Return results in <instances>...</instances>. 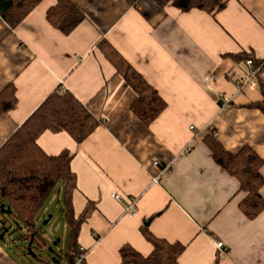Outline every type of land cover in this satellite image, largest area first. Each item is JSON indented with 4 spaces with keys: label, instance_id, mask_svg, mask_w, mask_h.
<instances>
[{
    "label": "crops",
    "instance_id": "obj_1",
    "mask_svg": "<svg viewBox=\"0 0 264 264\" xmlns=\"http://www.w3.org/2000/svg\"><path fill=\"white\" fill-rule=\"evenodd\" d=\"M57 1L42 0L15 29L0 18V92L13 84L17 98L14 109L0 110V147L58 87L101 123L81 144L66 133L38 139L46 154L72 156L74 218L94 208L77 236L86 264H121L124 245L147 257L153 247L143 228L185 247L178 264H264V210L252 220L243 215L246 194L202 141L211 130L227 151L249 146L264 160V116L248 107L262 100L257 83L237 92L249 69L228 57L264 59V0H219L224 7L214 15L153 0H70L84 20L67 36L46 20ZM102 41L166 103L150 125L131 111L135 94ZM260 172L264 178V163ZM260 194L264 204V185ZM3 242L0 264H17Z\"/></svg>",
    "mask_w": 264,
    "mask_h": 264
},
{
    "label": "trees",
    "instance_id": "obj_2",
    "mask_svg": "<svg viewBox=\"0 0 264 264\" xmlns=\"http://www.w3.org/2000/svg\"><path fill=\"white\" fill-rule=\"evenodd\" d=\"M41 1L0 0V18L9 28L15 29ZM153 1L160 7L170 3L184 13L195 9L214 15L224 7L219 0ZM46 20L67 36L83 22L84 16L70 0H58L55 6L47 10ZM99 48L135 94L130 106L134 116L144 125L153 123L166 108L164 100L110 44L102 41ZM228 57L236 63L252 59L255 67L259 65L252 54H230ZM255 81L262 100L248 104V107L264 116L263 72L256 74ZM16 104L15 87L8 84L0 92V110L8 113ZM100 124L72 93L58 87L5 141L0 147V241H5L6 235L17 232L15 239L30 245L31 250L34 247L50 248L43 237L42 227L37 223L48 200L58 191L61 193L62 211L69 233L66 250L55 252L52 260L54 264H60V261L69 264L70 259L74 260L81 254L77 245L78 232L81 223L94 208L88 204L81 215L74 218L72 195L77 179L70 168L72 156L68 150L48 155L38 145V139L45 132L66 133L74 143L81 144ZM202 141L215 164L238 180L239 190L246 194L239 203V209L247 219H255L264 210L260 194L264 185L260 168L264 160L249 146H243L236 153L227 151L211 130L204 134ZM142 234L153 247L151 254L144 257L132 247L124 245L119 249L121 264H178V258L185 248L183 245L158 239L146 228L142 229ZM35 260L41 261L40 256L36 255Z\"/></svg>",
    "mask_w": 264,
    "mask_h": 264
},
{
    "label": "rangeland",
    "instance_id": "obj_3",
    "mask_svg": "<svg viewBox=\"0 0 264 264\" xmlns=\"http://www.w3.org/2000/svg\"><path fill=\"white\" fill-rule=\"evenodd\" d=\"M57 195L58 191L52 194L44 208L42 220H39L37 223L38 226L42 227L43 237L50 248L44 247L43 249H38L34 247L30 255L27 252V245L15 239L18 236L17 232L9 236L6 235L4 238L6 243L3 242L4 244L2 243V245L17 264H54L52 260V258L55 257L54 253H60L61 250H66V239L68 234L66 232L63 211ZM48 216H51L49 220H47ZM11 230H13V228ZM33 254L39 255L41 261L35 260V258L32 257ZM60 264L65 263L60 261Z\"/></svg>",
    "mask_w": 264,
    "mask_h": 264
},
{
    "label": "built area",
    "instance_id": "obj_4",
    "mask_svg": "<svg viewBox=\"0 0 264 264\" xmlns=\"http://www.w3.org/2000/svg\"><path fill=\"white\" fill-rule=\"evenodd\" d=\"M245 65L249 69V75L245 79L241 80L240 82L236 84L237 92L242 91L247 85L255 84V76L258 72H263L264 74V59L259 62V65L257 67L254 66L252 59L245 60ZM210 79L213 80L214 77H210ZM218 96L221 100H223L224 106H227L230 104L231 100L224 98L222 94H219ZM190 130H193V127H191ZM154 165L161 169V173H164L168 170V167H164L158 162H155ZM112 198H114L115 200H119L120 196L114 193L112 194ZM127 209L130 210L131 207ZM131 211H132V215L136 214V210L132 209ZM217 247L221 248L222 244L218 243ZM86 256H87V253L82 252L70 264H86Z\"/></svg>",
    "mask_w": 264,
    "mask_h": 264
},
{
    "label": "water",
    "instance_id": "obj_5",
    "mask_svg": "<svg viewBox=\"0 0 264 264\" xmlns=\"http://www.w3.org/2000/svg\"><path fill=\"white\" fill-rule=\"evenodd\" d=\"M51 218V216H48L47 220H49ZM27 252L31 255L32 254V250L30 249V245H27ZM33 258L36 257L35 254L32 255Z\"/></svg>",
    "mask_w": 264,
    "mask_h": 264
}]
</instances>
